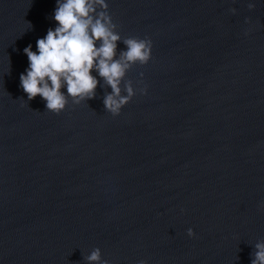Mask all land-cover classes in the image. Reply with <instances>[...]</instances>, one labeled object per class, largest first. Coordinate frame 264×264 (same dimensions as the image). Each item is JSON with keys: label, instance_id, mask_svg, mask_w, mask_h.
I'll use <instances>...</instances> for the list:
<instances>
[{"label": "water", "instance_id": "1", "mask_svg": "<svg viewBox=\"0 0 264 264\" xmlns=\"http://www.w3.org/2000/svg\"><path fill=\"white\" fill-rule=\"evenodd\" d=\"M56 2L0 0V264H88L97 248L107 264H251L264 242V0H106L122 38L152 42L118 116L95 72L96 97L58 115L21 88L24 49L58 26Z\"/></svg>", "mask_w": 264, "mask_h": 264}, {"label": "clouds", "instance_id": "2", "mask_svg": "<svg viewBox=\"0 0 264 264\" xmlns=\"http://www.w3.org/2000/svg\"><path fill=\"white\" fill-rule=\"evenodd\" d=\"M254 7L248 5L249 10ZM54 20L58 26L49 28L46 36L36 41L37 51L31 45L24 49L29 66L26 74L20 75V86L28 100L39 96L46 102L47 110L58 115L65 110L69 98L80 104L96 97L100 80L92 74L95 72L111 88L103 100L105 110L118 116L136 94L128 81L123 95L121 83L134 65H146L150 61L151 40L122 38L106 0H57ZM120 42L126 46L125 51L118 52ZM65 88L67 95L62 91ZM141 93L146 94V89ZM187 234L194 236L192 229ZM252 255L251 264H264V242L255 245ZM87 261L107 264L98 248Z\"/></svg>", "mask_w": 264, "mask_h": 264}]
</instances>
